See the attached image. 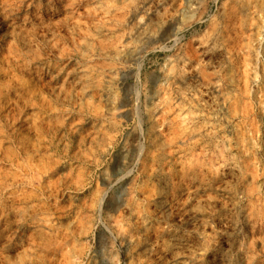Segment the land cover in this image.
<instances>
[{
	"label": "rangeland",
	"instance_id": "374dc122",
	"mask_svg": "<svg viewBox=\"0 0 264 264\" xmlns=\"http://www.w3.org/2000/svg\"><path fill=\"white\" fill-rule=\"evenodd\" d=\"M0 264H264V0H0Z\"/></svg>",
	"mask_w": 264,
	"mask_h": 264
}]
</instances>
